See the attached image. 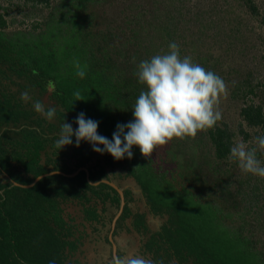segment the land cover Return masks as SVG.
Here are the masks:
<instances>
[{
    "label": "trees",
    "instance_id": "16d2710c",
    "mask_svg": "<svg viewBox=\"0 0 264 264\" xmlns=\"http://www.w3.org/2000/svg\"><path fill=\"white\" fill-rule=\"evenodd\" d=\"M24 1L49 6V0ZM92 1L101 0H59L43 21H33L31 29L13 31L6 30V13L0 10V130L6 128L0 131V264H48L52 259L56 264H81L73 256L81 253L87 228L98 231L97 224H111L108 207L116 206L119 210L121 205L118 190L107 181L125 178L137 183L155 215L165 216L159 229L142 245V251L149 253L148 258L157 264H264V240L258 245L260 240L252 234L256 227L264 230V178L247 174L252 180L248 192L243 191L242 179L235 189L227 183L229 178L212 181L206 171L211 163L205 157L208 152L200 157L195 148L192 152L191 147L190 155L184 151V145L194 137L174 138L149 156L134 146L133 157L120 160L108 153L94 152L86 141H81L79 147L73 143L61 150L56 148L58 135L51 137L47 132H60L63 122L77 127L75 118L80 112L98 120V132L111 138L118 122L133 118L131 107L144 88L135 75L137 65L144 60L140 36L136 33L116 52L109 49L108 41L114 33L95 27L96 21L87 6ZM244 5L257 13L253 0H244ZM208 13L212 14L198 8L189 19L202 30L214 24L202 20ZM158 28L164 37L152 43L153 52H166L169 43L175 41L181 52L188 55L181 41L186 35L183 30L171 31L167 25ZM192 57L217 73L205 57ZM74 58L88 65L83 79L74 73ZM49 80L56 83L52 93L47 90ZM226 84L231 95L242 101L241 122L252 129L243 132L244 139L254 136L255 142L257 135L264 134L263 83L246 77ZM32 89L49 93L44 100L49 95L54 101L58 124L34 110L33 102L40 99ZM25 90L31 96L27 102L20 99ZM76 90L81 92L82 100H76ZM22 121L25 127L11 134L10 128L18 127ZM234 135L229 125L218 122L213 128L199 131L196 137L199 144L207 137L214 146L215 159L223 160L229 156ZM262 152L258 150V156L264 160ZM156 157L172 162L174 168L162 171L164 167L156 165ZM82 167L87 168L88 175L83 169L68 175ZM53 171L30 187L14 184L27 185ZM179 178L190 185L178 183ZM122 191L123 209L112 232L116 244L122 223L127 230L141 232L138 219L145 220L129 207L131 189ZM261 199L262 205L256 207ZM69 206L80 209L83 220L79 224L75 223L77 216L65 210ZM143 230L147 231V226ZM164 236L167 242L163 241ZM116 246V253L122 256Z\"/></svg>",
    "mask_w": 264,
    "mask_h": 264
},
{
    "label": "rangeland",
    "instance_id": "374dc122",
    "mask_svg": "<svg viewBox=\"0 0 264 264\" xmlns=\"http://www.w3.org/2000/svg\"><path fill=\"white\" fill-rule=\"evenodd\" d=\"M58 1L59 0H49V6H46L43 3L31 4L24 0H0V10L5 11L6 19H8L6 30L31 29L32 22L43 21L47 15H49L51 6ZM180 1L182 0H101L88 2L87 6L88 11L92 13L96 21L95 27L104 30L110 29L114 33L112 39L108 41L110 44L108 48H111L114 52L128 44L127 40L137 33V35L140 36V52H142V58L144 60L150 59L152 56L158 54L153 52L154 49L151 47L152 43L154 44L158 42V39L160 40L164 37L158 26L160 25L162 28L167 25L171 31L174 29L176 30V28L178 31L183 30L187 36L185 35L184 40L181 39V41L183 42L187 54L198 56V58L200 55L203 58L205 57L226 83H228L229 80H241L247 77L254 83L261 81L263 83L262 88L264 89V0H253L257 13L251 12V10L244 5V0H183L184 3L182 4ZM198 8L202 9V11L206 9L207 12L209 11L212 13L205 14L202 18L203 21H214V24L203 28V31L198 30L199 24L197 22L193 23L192 19H189L190 13L196 9L198 10ZM182 55L184 54L182 53ZM11 87L16 89V86ZM31 91L35 94L34 96L44 102L45 105L52 106L54 104V101L49 95L46 101L44 100L48 92L41 94L38 92V89H32ZM261 93L264 94V91ZM231 94L232 91L228 89L227 95H222L220 97L219 108L222 112V119L219 122L220 124L225 122L229 125L235 134L234 143L242 139L248 142L250 147H255L254 136H251V138L247 140L244 139L243 132L252 131V129L247 127L244 122H241L239 105H241L242 101H238ZM257 102L258 100L256 99L255 103ZM247 103L243 102L244 105ZM48 121L58 124L55 117ZM21 127H25L24 121H22L18 127L13 129L10 128V131H12L11 134L15 135L13 131H17V129ZM29 127H32V125ZM73 128L75 129L76 127L73 126ZM4 129L6 128H1L0 131ZM47 133L51 137L54 135H58L59 137L60 132L53 131ZM206 138L203 140L202 144H199V140H197L196 136L191 138L188 143L184 145L185 153L190 155L191 147L192 152L193 148H195V151H198L196 154L200 157L206 155L208 152V156L205 157H208L211 163L208 165L209 167L206 171L210 179L215 181L218 178H229L227 183L230 184V188L232 189H235L238 180L242 179L244 181L243 191L245 190L248 192L252 185L251 178L249 177L250 180L247 181V174L242 172L238 163L230 160L229 156L223 160H216L214 156V146L212 143L208 142V138ZM69 149H71V147L68 148V150ZM262 154L264 156V151ZM261 158L263 159V157ZM163 159L165 158L161 160L156 157V165L163 166L164 168L162 171L165 169L172 170L174 168L172 162ZM215 168L216 170H214ZM175 175H178V173L175 172ZM167 177H169V174ZM178 180V183H183L185 186L190 185L185 179L179 178ZM114 181L113 184L120 190H123V188H125L124 186L131 189L132 200L129 202V207H131L133 213H141L145 219L144 221L138 219L141 224L139 227L142 228L141 232L127 230L125 224L122 223L116 234L117 244H115L118 245L120 251H122V257L128 255H141L148 258L149 253L142 251L143 242L152 232L159 229L165 216L155 215L152 212L146 203L145 197L141 193L140 187L132 178L121 179L120 181H115V183ZM118 183L119 185H117ZM128 192H126V196L129 194ZM262 203L263 200H259L256 207L261 206ZM73 208H75V210ZM111 209L112 210H108L107 213L109 217H113L114 214L116 215L118 212L116 206L115 208L112 206ZM65 210L77 216L75 218L76 224H79L80 220H83L80 217L81 212L79 208L69 206L65 208ZM127 220L131 219L129 218ZM139 221H137V225ZM108 224L109 223L106 225L104 224V226L100 223L97 224V228L101 226V228H98V231H94L88 227V235L84 239L83 246H81V253H75L73 258H79L81 264H111L112 245L109 244L107 240L110 234L107 228ZM78 226L81 228V225ZM146 226L148 230L144 231L143 229L146 230ZM252 234L254 235V239L260 240L258 244L260 245L264 240V230H260L256 227L255 230L253 229ZM165 237L166 236L163 237V241L167 242ZM155 238L158 241V237Z\"/></svg>",
    "mask_w": 264,
    "mask_h": 264
},
{
    "label": "clouds",
    "instance_id": "9594fccd",
    "mask_svg": "<svg viewBox=\"0 0 264 264\" xmlns=\"http://www.w3.org/2000/svg\"><path fill=\"white\" fill-rule=\"evenodd\" d=\"M72 65L77 77L83 79L87 76L86 63L82 64L78 58H74ZM135 75L144 88L131 107V120L118 122L109 138L98 132V120L80 112L75 118V129L72 123L63 122L59 137L55 140L56 148L61 150L73 143L79 147L81 141H86L94 152L101 155L108 153L116 160L125 157L131 159L134 146L144 156H149L154 149L174 138L195 137L199 131L215 127L222 119L219 100L222 95H227L225 80L195 62L191 55H182L180 45L175 41L169 43L166 52L141 60ZM55 88L56 83L49 80L48 92H54ZM73 95L76 100H82L79 90L74 91ZM20 99L29 101V91L21 92ZM33 108L48 120H52L57 111L54 106L46 107L41 100H35ZM255 144V147H250L242 139L235 142L230 147L229 159L237 162L242 172L264 178V160L258 156V149L264 151V134L255 137ZM48 264H56L55 259ZM111 264L157 262L141 255L122 257L116 254L115 248Z\"/></svg>",
    "mask_w": 264,
    "mask_h": 264
},
{
    "label": "crops",
    "instance_id": "0c3cea01",
    "mask_svg": "<svg viewBox=\"0 0 264 264\" xmlns=\"http://www.w3.org/2000/svg\"><path fill=\"white\" fill-rule=\"evenodd\" d=\"M7 22H8V19H7ZM85 168L86 167H82V168H79V169H77L74 173H71V174H68L69 176H73V175H75V174H77L78 173V171L80 170V169H83V170H85ZM86 173H87V175H88V171H87V168H86ZM125 188H127V186H124ZM109 208V211L110 210H112L110 207H108ZM122 209H123V206H122V208L120 209L119 208V210H118V212H117V214L115 215L114 214V216L112 217V220H111V224L108 226L107 225V228L109 229V232H110V234L108 235L109 236V241H111V249H112V255L115 253V242L113 241V239L111 238L112 237V232L114 231V229H115V222H116V220L119 218V216H120V214H121V212H122ZM107 217H109V215L107 216ZM107 223H108V221H107ZM98 228H101V226H98Z\"/></svg>",
    "mask_w": 264,
    "mask_h": 264
},
{
    "label": "water",
    "instance_id": "95a60500",
    "mask_svg": "<svg viewBox=\"0 0 264 264\" xmlns=\"http://www.w3.org/2000/svg\"><path fill=\"white\" fill-rule=\"evenodd\" d=\"M85 170H86V168H85ZM52 173H54V172H49V173H46V174H43V175H40V176H38V177H36L30 184H27V185H22V184H19V183H17V182H14V184H16V185H22L23 187L25 186V187H30V186H32V185H34L39 179H41L42 177H44L45 175H47V174H52ZM108 183H110L112 186H114L117 190H118V192H119V194H120V197H121V205H120V209L122 208V205L124 204V196H123V192H122V190H120L116 185H114L113 183H111V182H109V181H107Z\"/></svg>",
    "mask_w": 264,
    "mask_h": 264
},
{
    "label": "flooded vegetation",
    "instance_id": "af4514ba",
    "mask_svg": "<svg viewBox=\"0 0 264 264\" xmlns=\"http://www.w3.org/2000/svg\"><path fill=\"white\" fill-rule=\"evenodd\" d=\"M115 248H116V250H117V246H116V244H115Z\"/></svg>",
    "mask_w": 264,
    "mask_h": 264
}]
</instances>
